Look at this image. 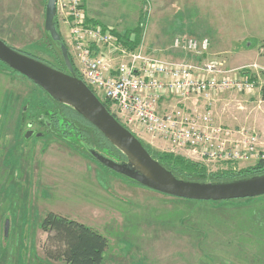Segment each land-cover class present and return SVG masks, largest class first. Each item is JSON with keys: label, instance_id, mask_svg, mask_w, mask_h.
Wrapping results in <instances>:
<instances>
[{"label": "rangeland", "instance_id": "rangeland-1", "mask_svg": "<svg viewBox=\"0 0 264 264\" xmlns=\"http://www.w3.org/2000/svg\"><path fill=\"white\" fill-rule=\"evenodd\" d=\"M46 1L0 0V38L60 67L54 44L44 30ZM207 1L211 10L220 5L213 0L202 3ZM87 4L89 9H84L91 20L144 39L149 50L155 49L156 56L167 60H195L187 51L172 49L174 38L206 37L210 30L220 36L222 32L219 25L206 29L204 22L218 19V15L207 11L206 16L196 0H87ZM232 17L236 18L235 14ZM259 18L261 21V16H255ZM59 24L66 44V28ZM245 29L251 30V25ZM250 46L258 50L257 43ZM238 54L208 53L202 58H225L228 68L235 64L247 69L254 64V56L243 55L251 53ZM259 55L264 57V53ZM260 63L256 64L259 73L255 72L259 85L264 81V64ZM260 99L259 88L253 94H223L213 107L215 120L255 130L264 147V102L259 103ZM53 107L35 84L0 62V264H65L48 259L43 252L47 235L40 224L48 212L87 224L107 238L102 264H264V196L213 204L207 201V209L133 184L103 168L80 148H73L69 141L77 140L63 123L54 130ZM29 129L43 135L25 137ZM136 137L153 153L170 151L188 157L149 135ZM199 162L208 172L227 167ZM197 208L203 211L191 214ZM233 211L242 216H233ZM183 212L190 217L180 220Z\"/></svg>", "mask_w": 264, "mask_h": 264}, {"label": "built area", "instance_id": "built-area-1", "mask_svg": "<svg viewBox=\"0 0 264 264\" xmlns=\"http://www.w3.org/2000/svg\"><path fill=\"white\" fill-rule=\"evenodd\" d=\"M56 17L66 28L77 77L110 102V113L133 134L159 139L196 161L248 165L264 159L258 132L229 127L213 114L219 96L253 94L259 84L256 64L246 67L253 80L241 68L204 59L209 40L195 37H176L171 45L195 60L160 58L144 39L132 46V33L125 43L112 27L89 20L83 0H56Z\"/></svg>", "mask_w": 264, "mask_h": 264}, {"label": "water", "instance_id": "water-1", "mask_svg": "<svg viewBox=\"0 0 264 264\" xmlns=\"http://www.w3.org/2000/svg\"><path fill=\"white\" fill-rule=\"evenodd\" d=\"M44 30L58 49L69 73L7 45L1 38L0 62L30 80L53 101L71 107L126 157V160L117 161L94 148H88L89 155L97 163L150 190L176 198L223 201L264 195V173L222 182H194L176 177L152 158L139 138L122 125L77 77L59 30L56 0L46 1ZM32 133L33 130L26 131L25 137ZM42 135L38 132L35 137ZM7 233L8 220L5 221L4 235Z\"/></svg>", "mask_w": 264, "mask_h": 264}, {"label": "trees", "instance_id": "trees-1", "mask_svg": "<svg viewBox=\"0 0 264 264\" xmlns=\"http://www.w3.org/2000/svg\"><path fill=\"white\" fill-rule=\"evenodd\" d=\"M115 35H117L125 43L127 42L128 34H122V33L115 32ZM134 39H135L134 42L131 43L132 46L136 45L139 42L138 36H135ZM49 41L52 42L50 38H49ZM53 48H54L53 52L56 53L57 57L59 58L58 63L60 65L62 63L61 55L58 49L54 45H53ZM44 63L48 64L47 62H44ZM48 65L52 66L51 64H48ZM52 67L57 68V69L59 68L55 66H52ZM240 73L249 74L250 76L248 69H241ZM250 78L251 79L253 78L254 80L255 79L254 74H251ZM257 87L259 88L260 98L262 101H264V82L260 85L257 83ZM41 92L46 97H48L52 105H54L53 110H52L54 130H57L61 126V123H63L64 126L63 125L62 126L63 127L66 126L67 130L69 131V135L72 136L75 140H77L76 142L69 141V143L73 146V148L75 149L80 148L79 151L83 152L84 154L88 156L90 155L87 149L94 148L95 150L105 153L106 155L114 158L117 161L126 160V157L118 149H116L102 135V133H100V131H98L88 121L83 119L71 107L65 104L53 101L42 90ZM101 102L104 104L106 109L109 111L110 102L106 100H103V101L101 100ZM38 109L43 110L41 106H39ZM23 116L24 115H22V117ZM38 119H40V116L38 117ZM42 125L46 126V122H44ZM141 143L143 144L145 149L148 151V153L152 156V158L159 161V163H161L167 169H169L176 177L180 179L188 180V181H194V182L232 181V180L246 178V177H250L253 175L264 173V159L250 163L247 166H243L242 168H239V169L231 167L232 165L231 163H222V164H226L227 167L223 168L222 170L220 169L216 172H208L205 165H203L199 161H196V160L193 161V159H189L188 157L186 156L184 157L183 155H180V154H174L173 152H170V151L168 152L162 151L158 153H153L145 143H143L142 141ZM228 164H231V165H228ZM101 166L115 173L114 171L106 168L105 166L103 165ZM129 182H132L133 184H137L131 180H129ZM253 198H257V197H253ZM253 198H245V199H253ZM175 199L189 202L191 206L195 205V207H197L201 205L209 209V205H207V201H203V200L195 201V200L182 199V198H175ZM233 200L235 202V200H239V199H233ZM211 202L212 204L217 203L216 201H211ZM233 207L240 208V206H237V205ZM201 211H203L202 208L193 209L191 211V214H197ZM233 212H234L233 216H235L236 214L237 216H240V217L242 216L240 213H237V211H233ZM186 216L190 217L185 212L180 213L179 219L184 220ZM196 216L198 217L199 215H196ZM40 226H41V230L47 235L46 245L43 249V252H44V255L48 259L55 260V261L61 260L65 264H102L104 260V254H105V251L108 245V241H107V238H105L95 228L88 226L87 224H84L82 222L76 221L74 219H71L66 216H62V215H59L53 212H48L47 214H45V216L43 217V220L41 221Z\"/></svg>", "mask_w": 264, "mask_h": 264}, {"label": "crops", "instance_id": "crops-1", "mask_svg": "<svg viewBox=\"0 0 264 264\" xmlns=\"http://www.w3.org/2000/svg\"><path fill=\"white\" fill-rule=\"evenodd\" d=\"M204 1L205 0H196V6L200 7L203 5L200 8L201 10L205 9V11H208L210 14L214 13L218 15L216 17L218 19H211L212 21L204 22L206 29L208 28L210 30V26L219 25L222 30L220 36H214V32L210 30L209 32L207 31L208 34L205 35L206 37H195L199 39L207 38L209 40V50L205 57L208 56V53H239L238 56H240V53H251L243 55L254 56V61L252 62L254 64L259 65L260 62L264 64V57L262 58L259 55V53H264V0H213L215 4L218 2L220 5H218V7H212V10L210 9V2L207 1L202 3ZM83 3H85L84 8L88 10L89 4H87V0H83ZM216 8H220V11H214ZM229 9L234 10V12H227ZM208 12L205 13L206 16ZM237 13H239V15H237ZM231 14H235L236 18H231ZM87 16L88 19L91 20L89 13H87ZM255 16H261L262 20L260 21V18L255 19ZM91 21L96 22L94 20ZM101 25L103 27L110 26V24ZM250 25L251 30H246L245 27L250 28ZM256 26H258L259 29H256ZM114 32L119 33L116 29H114ZM246 40L250 41L248 42V46H245V44L244 47H241V44H244ZM253 42L257 43L258 50H255L256 47L254 48V46L249 47L250 43L253 45ZM234 44H236V46ZM216 59L227 69L237 68L234 67L235 64L229 65V68L226 67L229 61L225 60V58L221 59L217 57Z\"/></svg>", "mask_w": 264, "mask_h": 264}, {"label": "flooded vegetation", "instance_id": "flooded-vegetation-1", "mask_svg": "<svg viewBox=\"0 0 264 264\" xmlns=\"http://www.w3.org/2000/svg\"><path fill=\"white\" fill-rule=\"evenodd\" d=\"M27 54V53H26ZM69 54V53H68ZM29 55V54H28ZM30 56H32V55H30ZM33 57V56H32ZM69 57H70V59H71V62H72V65H74V63H73V60H72V58H71V56L69 55ZM61 64H60V67L58 68L60 71H63V72H66V73H69V71L67 70V68L65 67V65L63 64V61L61 60ZM74 67V66H73ZM34 84V83H33ZM29 124V126L31 125L32 126V123L31 122H29L28 123ZM46 125H47V123H46ZM28 126V127H29ZM32 128V127H31ZM30 130V129H29ZM28 131V130H27ZM26 133V132H25ZM36 133H38V132H34V130H33V136L35 137L36 136ZM42 133V132H41Z\"/></svg>", "mask_w": 264, "mask_h": 264}]
</instances>
